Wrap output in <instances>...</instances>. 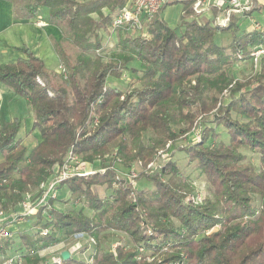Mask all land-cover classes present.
<instances>
[{
  "label": "trees",
  "instance_id": "1",
  "mask_svg": "<svg viewBox=\"0 0 264 264\" xmlns=\"http://www.w3.org/2000/svg\"><path fill=\"white\" fill-rule=\"evenodd\" d=\"M127 2L29 0L21 14L30 20L46 12L52 24L64 25L73 33L75 47L90 54L101 46L99 31L106 32ZM176 2L183 5L179 33L160 15L166 5ZM194 4L195 0L168 2L146 24L144 35L119 40L120 53L108 60L73 59L55 42L67 79L49 70L25 45L16 48L24 56L0 64V84L26 99L41 135L29 150L18 137L20 119L1 126L0 212L5 220L18 213L16 207L28 191L40 190L54 169L71 156L80 155L93 167L101 160L90 174L61 181L56 187L59 196L37 203L32 234H20L28 252L78 233L95 239L103 232L117 231L128 237L132 247L118 245L113 252L97 242L91 261L72 254L62 264H264V64L261 72L245 81L226 73L234 61L250 59L253 50L264 46V28L240 27L242 18L261 5L251 0L249 10L221 24L218 8L196 13ZM217 35L227 40L218 44ZM124 71L137 75L139 85L123 90L108 83L109 77L121 79ZM226 88L230 99L224 104ZM179 125L187 126L184 132L199 128L201 141L173 147L168 162L160 166L161 175L145 171L131 178L135 162L146 167L169 141L181 137L174 130ZM220 127L229 135L227 142ZM147 132L153 135L150 144L144 141ZM242 149L260 157L258 168L247 161ZM177 152H183L187 164L206 176L210 195L204 204L186 201L181 193L183 185L193 187L180 179L174 160ZM111 154L107 163L105 157ZM98 187L108 193L99 195ZM62 193L69 194L70 202L83 201L93 214L84 207L68 211L55 207L57 200H63ZM256 196L261 198L259 206L253 203ZM143 220L153 221L151 233L142 228ZM43 230L47 235L41 234ZM2 248L5 255L7 248Z\"/></svg>",
  "mask_w": 264,
  "mask_h": 264
},
{
  "label": "rangeland",
  "instance_id": "2",
  "mask_svg": "<svg viewBox=\"0 0 264 264\" xmlns=\"http://www.w3.org/2000/svg\"><path fill=\"white\" fill-rule=\"evenodd\" d=\"M29 0H0V26H4L7 23H10L11 20L21 17V13L24 11V5L28 3ZM80 2L87 1V0H78ZM259 4L261 5L260 10L254 11L251 16L247 18H242V22L240 24L241 29H261L264 28V0H258ZM15 7V9H14ZM16 12V15L14 16V12ZM183 11V5L180 2H176L173 4L166 5L160 12V15L162 19L172 28L176 29L179 33L182 29L181 27V15ZM104 14L107 13V10H103ZM210 15H212V12H209ZM43 15V14H42ZM41 15V16H42ZM45 15V14H44ZM92 17L94 19H98V16L96 14H93ZM48 16H43L40 21H42L45 24V20H47ZM19 20V19H17ZM218 21L221 23L222 18H218ZM258 25V28H257ZM60 29L62 31V37L60 40V43L64 46V48L72 54L73 59H77L79 57L89 56L90 59H94L96 56L102 57L104 60L110 59L112 56H116L120 53V48L117 46V42L121 39H123L126 36H139L144 35L145 32H132L127 31L125 29H117L113 30L110 26L106 32L103 30L99 31L100 34V40H101V46L100 48L95 51L94 53L85 54L82 53L80 48L75 47L72 44V41L74 39V35L72 32H70L69 29H67L64 25H59ZM52 28H56L53 26ZM56 32V29H54ZM215 40L218 44H222L224 40H227V38H222L221 36L217 35L215 37ZM263 46V45H262ZM261 46L257 47L256 49L260 48ZM8 61H12V57L8 58ZM16 59V58H15ZM62 63V61H61ZM61 63L60 61L47 59L46 65L47 68L51 71H54L58 74L61 73ZM134 65L137 67L139 66V63L133 62ZM264 64V56L260 57L259 62L255 63V61L250 59H238L237 61H234L230 66L227 67L226 73L229 76V78L239 80V81H245L250 78H254L259 72H261ZM124 76H122L121 79H116L114 77H109V84L113 86H117L123 90L131 88L133 86H138V76L135 74L124 71ZM229 94L230 91L226 88L223 92V102L228 103L229 102ZM14 105L13 108H15L16 116L21 121V128L18 133V137L25 139V145L29 150H31L40 140L41 135L39 128L35 127V124L33 123V110L28 109L26 100L22 97H20V104H17V101L13 102ZM11 109V106H6L3 109V114H8ZM235 118L240 119L241 121H244L241 117L237 116L236 114H233ZM8 121V120H7ZM6 121V122H7ZM187 129V126L185 125H179L174 126V130L180 134V138L176 142L169 141L165 147L160 149L155 159L147 164L145 167L143 165V162L137 161L133 164L132 168L130 169V176L131 178H135L140 172H150L151 174H160L159 170L161 169V165L163 163H167L169 160V152L173 147H177L179 145H186L189 143H196L201 141L200 131L199 128H193L190 131L184 132ZM219 132L222 134V139L227 142L229 140V135L225 132L223 127H220ZM144 141L147 144L152 143L153 141V135L150 132H147L144 135ZM242 152L246 154L247 161L253 163L257 168L259 167L260 163V157L248 149H242ZM77 156L78 160L80 161V164H78V167L80 169L81 166H87L89 171L95 170V168H98V164L101 162V160H97L95 162V166L93 167L90 162H87L82 159V156L80 155H73ZM112 154L107 155L105 157V161L109 163L112 159ZM2 159V154L0 153V160ZM174 160H177L178 166L181 171V180L187 179L191 186L193 187L192 190H189L190 187L187 188V186L183 185V189L180 190L181 193L186 197V201H189L195 205H201L204 204L206 199L209 197V182L205 175H203L194 165H188L186 156L183 152H177ZM120 166V165H119ZM122 168V166H120ZM60 168L57 166L53 171V177L50 178L45 184L41 185L38 188L31 189L30 192L32 198L30 199V204L32 207H34L33 212L37 209V203L40 201L42 190L41 188H48L49 185L52 183V180H54L57 175H59ZM123 174H126V171H122ZM161 175V174H160ZM85 176V175H84ZM163 179L167 180L168 176L163 175ZM142 187H150L149 183L141 182L140 183ZM151 185V189H152ZM98 193L101 196H104L108 193V190L104 187L99 188L98 187ZM69 194L62 193L61 198L63 200H57L55 207H60L66 211L70 210V208H83L85 209V212L87 214L92 215L93 211H91L88 207L85 206L84 202L81 200H75V203L69 200ZM57 196H59V192H57ZM65 201V199H67ZM254 204L256 206H259L261 203V198L259 196L254 197ZM131 200L135 201L136 197L134 193H131ZM59 202V203H58ZM33 212L30 215L22 217L21 221H16L10 224H6L5 226L8 228V230H11L10 237L5 240L3 244V248L6 249V254L3 255V253L0 252V264H5L7 261V258L14 257V256H20L23 257V263L22 264H37L42 262H54L53 259L64 249V250H73V255L81 260H89L91 261V257L94 253V248L97 246V242L100 243V247L104 248V250H112L113 252L116 251V248L118 245H122L125 248L132 247V244L128 237L117 231H106L99 235V238H95L92 242L89 237H83L81 240H77L74 238V236L70 238H63L61 240L60 245L56 247L52 246L43 250L35 251V252H28L23 247L22 239L20 238V234L25 233L26 234H32V225L35 222V217L32 215ZM20 214L23 213V209L19 212ZM164 221V220H163ZM172 220L167 221L165 220V223H170ZM177 223L176 221H174ZM142 228H147V233H151L153 230V221H149L148 224L143 220ZM152 227V229H151ZM217 228L211 229L207 232V234L212 233ZM79 242V248L76 249L75 246ZM2 248V249H3ZM75 248V249H74ZM1 251V249H0ZM70 252V250H69ZM71 253V252H70ZM92 253V255H91ZM41 254V255H40ZM72 255V253H71ZM91 255V256H90ZM38 257H42L43 260H40ZM39 261V262H38ZM174 263V262H173ZM172 263V264H173ZM62 264V263H61Z\"/></svg>",
  "mask_w": 264,
  "mask_h": 264
},
{
  "label": "built area",
  "instance_id": "3",
  "mask_svg": "<svg viewBox=\"0 0 264 264\" xmlns=\"http://www.w3.org/2000/svg\"><path fill=\"white\" fill-rule=\"evenodd\" d=\"M170 1L172 0H128L126 5L122 9H120L114 16L111 27L113 30L125 29L127 31H132V32L133 31L140 33L145 32L146 24L150 22L159 13L161 8ZM214 7L220 10V15L218 16V18L220 19L222 18L221 24H225L231 19V16L233 14L235 13L238 14L244 12L245 10H249L251 7V0H195L194 11L196 13H207L208 11H211L212 8ZM37 24L39 26H42L44 23L39 20ZM251 54H252V59L255 61V63L259 62L260 57L264 56V46H261L260 48L253 50ZM60 74H62L63 77L67 79L68 77L67 69L63 64H61ZM38 81H40V79H38ZM78 164H80V161L78 160L77 156H71L69 160L63 164V166L60 168L59 175H57V177L52 181L49 187L41 188L44 190L41 191L42 195L39 201L40 204L44 203L49 197L55 198L57 196L56 187L61 181L75 174L88 175L92 172L89 171L87 166H81L80 169L77 168ZM31 198L32 196L30 194H25V198L21 203L23 207V213L21 214L19 212L15 213L11 215L8 218V220H5L4 213L0 212V248L3 247L5 240H7L10 237L11 230H8V228L5 225L7 223L10 224L16 221H21L22 217L30 215L33 212L34 207H32V205L30 204ZM47 233H48L47 230L41 231L42 235H47ZM73 236L77 240H81L83 239V237H89L85 233H78ZM89 239L92 242H95L94 238L89 237ZM60 243L55 244L56 247L60 245ZM79 244L80 243L77 242V244L75 245L78 246L76 247V249L81 246V245L79 246ZM69 250L73 254V250L72 249ZM63 251L64 249L53 259L54 262L58 264L62 263ZM22 263H23L22 255L7 258V261L5 262V264H22ZM174 264H180V263H174Z\"/></svg>",
  "mask_w": 264,
  "mask_h": 264
},
{
  "label": "crops",
  "instance_id": "4",
  "mask_svg": "<svg viewBox=\"0 0 264 264\" xmlns=\"http://www.w3.org/2000/svg\"><path fill=\"white\" fill-rule=\"evenodd\" d=\"M13 12L15 16L16 12L14 10ZM46 15L48 16V18L47 20H45L46 21L45 24H43L42 26H39L37 22L41 20L43 16L45 17ZM53 26H55L56 28H52ZM54 29H56V32ZM61 37H62V31L60 29V26L56 24H52L50 22L49 15L46 12H42L40 16H38L35 19H30V20L24 19L22 15L21 17L18 16L16 20L13 19L11 20L10 23H7L4 26H0V64L14 62L19 57L24 56L23 53L19 52L16 49L24 45L28 46L38 57L42 58L45 62V65H46L47 59H51V60L57 59L61 63V58L59 54L57 53V50L54 44L57 41L60 42ZM10 57L13 58L12 61H8L9 60L8 58ZM20 97L21 96L16 95L13 92V90H11L10 88H7L0 84V129H1L2 124L6 122L7 120L8 122H10L14 120L15 118H18L16 116L17 112L15 111V108H13L12 105H14L13 104L14 101H17L16 105H19ZM6 106H11V109L8 114H3V109ZM27 107L29 110L31 109L28 104H27ZM34 121L35 120H34V113H33V123ZM21 139L23 141V144L25 145V139L23 138ZM3 159L4 158L2 156V159L0 160V162L3 161ZM27 194L31 195L30 192H27ZM22 209L23 207L21 204L16 207L17 212H20Z\"/></svg>",
  "mask_w": 264,
  "mask_h": 264
},
{
  "label": "water",
  "instance_id": "5",
  "mask_svg": "<svg viewBox=\"0 0 264 264\" xmlns=\"http://www.w3.org/2000/svg\"><path fill=\"white\" fill-rule=\"evenodd\" d=\"M71 257V254H70V252L68 251V250H64L63 252H62V258L64 259V260H67L68 258H70Z\"/></svg>",
  "mask_w": 264,
  "mask_h": 264
}]
</instances>
